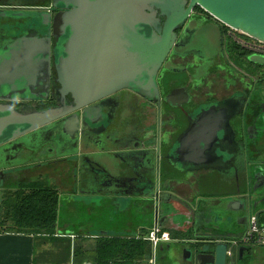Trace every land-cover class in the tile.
Returning <instances> with one entry per match:
<instances>
[{"label": "water", "instance_id": "obj_1", "mask_svg": "<svg viewBox=\"0 0 264 264\" xmlns=\"http://www.w3.org/2000/svg\"><path fill=\"white\" fill-rule=\"evenodd\" d=\"M49 2L48 7L35 6L25 0H10L4 6L0 5V29H3L0 36V53L3 56L7 55L6 58H0V96H5L0 97V101H5L0 102V197L2 192L13 188L18 174L32 168L29 167V162L32 161L30 156L17 158L11 155L14 159L12 161L6 159V156L16 148L22 150L28 148L31 143L36 144L47 128L55 129L57 140L54 144L63 148L56 154V158H61L60 161L68 166L72 186L70 196L74 197L78 193L81 197L77 198L83 205L88 206L91 203L99 206L103 196L100 192L96 193L90 189L97 181L92 182L91 179L82 177L86 169L97 166L108 172V183L105 186L113 187L115 190L131 189L130 184L119 180L122 162L129 168L132 163L140 162V166L152 170L158 157V148L154 143H149L154 135L152 138L146 137L155 127V117L152 116L147 126L152 130L145 131L146 137L138 145L133 146L131 149L133 151H126V147L117 145L105 150H91L84 142L83 132L90 122L91 105L120 90L133 92L145 102L158 105L155 76L174 45L176 31L195 6L225 26L264 44V0H49ZM158 17H163V22ZM43 29H46L44 34L41 33ZM51 44L54 53L60 50L62 52L55 60L53 88L64 102L62 101L60 106L34 111L30 106L20 107L19 103L10 102L15 101L12 99L21 100L19 96H14V87L23 94L29 93L28 85H33L36 89L42 86L41 65L44 58L45 62L49 61ZM42 46L46 48V54H41L39 49ZM12 49H20L22 53L38 49L37 53L40 56L33 63L28 59L27 63L24 62L30 55L22 60H13L9 55ZM5 93L10 96L7 97ZM67 95L70 101L66 106ZM6 97L8 99H5ZM27 98L25 101L32 100L30 97ZM172 99L173 97L168 95L164 102L171 105ZM190 131L194 134L196 130L191 127ZM213 134L215 138V133ZM187 141L188 136L183 135L177 148L182 159L198 158L203 155L204 150H209L203 155L204 158L216 154V150L210 149L209 146L192 148L188 152ZM38 150L39 148L35 147L32 152L36 153ZM141 152L144 154L139 159L136 155ZM147 184L146 182L141 184L136 190L141 191V187H146ZM160 185L158 182L154 183L149 190L132 198L127 197L124 192L117 191L112 193L114 195H109L113 197L107 198L114 200L113 205L117 207L124 205L126 209L133 207L134 202L152 201L154 224L164 231L170 224L180 222L192 224L194 218L197 220L196 206L206 199L195 197L190 200L173 194L166 198L165 192L159 196ZM246 191L248 196L254 192V188L248 186ZM109 192L111 191L103 193L111 194ZM159 200L163 207L171 203L178 206L181 212L170 210L168 216H159ZM220 202V210L214 214L216 223L223 216L230 217L239 212L241 201L235 196L225 195L220 198ZM216 223L213 225L216 226ZM209 230L211 231L207 237L211 239L212 246L209 260L203 259L206 256H193V250L184 247L182 240L165 245L169 259L175 255L183 264H228L226 239L229 237L231 239L232 234L228 230L217 233L218 229L214 227ZM163 245L160 243L157 246L156 264H159V253L166 251ZM243 251L244 248H239V258Z\"/></svg>", "mask_w": 264, "mask_h": 264}, {"label": "flooded vegetation", "instance_id": "obj_2", "mask_svg": "<svg viewBox=\"0 0 264 264\" xmlns=\"http://www.w3.org/2000/svg\"><path fill=\"white\" fill-rule=\"evenodd\" d=\"M8 1L0 0V5L4 6ZM25 1L40 7L50 5L49 0ZM158 18L163 22V17ZM45 32L46 29H43L41 33ZM2 33L3 29H0V36ZM241 39L247 40V37L195 6L176 31L174 45L155 76L158 105L145 102L133 92L120 90L91 105L90 122L83 132L84 142L91 150H105L117 145L126 147V151H133V146L146 137L145 131L152 130L147 126L152 116L155 117V127L146 137L152 138L154 135L149 143H154L158 148L154 168L146 169L140 166V162H134L136 165L132 163L129 168L122 162L119 180L130 184L131 189L127 188V191H137L138 186L148 183L136 192L139 195L158 182L162 184L158 188L159 196L165 192L166 198L173 194L190 200L195 197L206 199L196 206L197 215L201 213L203 216L218 212L223 196H235L241 201L237 215L223 216L218 223L212 218L214 223L209 227L218 229L217 233L228 226L234 228L235 231L230 232L231 239L239 237L246 230L251 216L256 217L260 227H264V61H257L255 57L264 58V55L242 46L239 43ZM50 48L49 61L45 62L44 58L41 65L42 86L36 89L28 85L29 93L23 94L14 87V96H19L21 100L10 98L15 100L10 102L19 103L20 107L30 106L33 111L60 106L64 102L53 88L55 60L62 52L54 53L52 44ZM39 50L41 54H46L44 46ZM37 52L38 49L24 53L20 49H12L9 55L13 60H22L30 55L24 62L27 63L28 59L33 63L40 56ZM6 56L0 53L1 59ZM168 95L173 97L171 105L164 102ZM27 97L32 100L25 101ZM69 101L67 95L66 106ZM191 127L196 130L194 134L190 131ZM212 133H215V138ZM183 135L188 136V152L192 148L209 146L216 150V154L204 158L203 155L209 152L204 150L198 158L182 159L177 148ZM56 137L55 129L47 128L40 141L22 150L15 146L16 150L11 151L6 159L14 160L11 155L17 158L30 156L32 161L29 167L32 168L18 175L40 171L43 167H56L54 174L61 177L64 171L60 168L64 164L61 158H56V154L63 148L55 146ZM35 147L39 148L36 153L32 152ZM142 154L136 156L140 159ZM101 169L97 166L88 168L82 177L97 181L91 187L93 192H114L105 186L109 174ZM248 186L254 188V192L247 196ZM137 205L144 212L153 208L152 201L141 200ZM166 206L177 213L181 212L178 206L171 203ZM215 223L216 226L213 225ZM209 229L203 228L204 236L194 242L196 249L191 248L193 256L210 259L212 246L211 239L207 237L211 231ZM179 240L184 241L183 245L188 242L185 239L175 241ZM226 240L228 242L230 237ZM239 248H244L241 258L238 256ZM172 257L174 262L171 264H183L175 255ZM233 264H264V239L259 241L253 238L239 245Z\"/></svg>", "mask_w": 264, "mask_h": 264}, {"label": "crops", "instance_id": "obj_3", "mask_svg": "<svg viewBox=\"0 0 264 264\" xmlns=\"http://www.w3.org/2000/svg\"><path fill=\"white\" fill-rule=\"evenodd\" d=\"M43 168L40 171H27V173L18 175L13 184V188L10 190L14 191L18 188H23L29 183L36 187L45 186L42 183L43 177L49 176L56 180L60 190L67 191L69 189L71 191L72 186L67 188L70 182L69 174H67L68 166L62 165L60 168L64 171L61 177L55 176L54 171L56 167ZM51 188L57 191L59 197L58 206H60L59 189L55 187ZM109 189H113L115 192L113 187ZM119 190L130 198L136 197L134 195H139L135 190H128V192L127 188H120ZM114 192H109L111 194L101 193L103 196H101L102 198L99 206L91 203L88 206L81 204L80 200L77 198L81 197L78 193H76L74 197H68V203H72L71 205H73V208H71L70 205V212L72 213L73 211V214L71 217L66 216L62 219L60 217L57 218V226L52 236L44 234L29 235L0 232V264H94L95 246L101 240H107L117 236L130 238L136 235L139 236V234L145 235L147 231L155 225L153 220V208L150 211L144 212L139 208L137 202L133 207H130V209H126L124 205L117 207L113 205L114 200L112 198H107L113 197L109 195H114L112 194ZM72 199H74V201ZM75 199L77 200L75 201ZM77 205L79 206L78 208ZM80 206L88 208L86 211L88 216L85 218H82L84 214ZM168 214H170V209L168 207H163L159 216H168ZM214 214L215 213H205L203 216L200 213L197 220L195 218L192 220V224H182L181 222L176 224L173 223L168 226L167 231L174 230L184 233L186 235L184 239L188 240V242L184 244V247L193 248L195 250L196 248L193 247L195 244L194 242L204 236L203 228L209 229L211 223H214L212 220V218L216 220ZM226 230L229 232L235 231L234 228H230L229 226ZM175 240H177V238L171 237L169 242L163 243L166 251L163 250V252L159 253V264H171V262H174L172 258L169 259L165 245ZM74 253H76V256ZM146 259H148V257L139 258L137 256L132 260H120L115 264H149Z\"/></svg>", "mask_w": 264, "mask_h": 264}, {"label": "trees", "instance_id": "obj_4", "mask_svg": "<svg viewBox=\"0 0 264 264\" xmlns=\"http://www.w3.org/2000/svg\"><path fill=\"white\" fill-rule=\"evenodd\" d=\"M58 201L59 197L55 189L47 186L36 187L30 183L14 191L2 192L0 232L52 236L57 226ZM168 232L173 238L186 237L179 231L168 230ZM130 238L117 236L101 240L95 246L94 264H115L120 260L129 261L137 256L146 258L147 252L150 255L149 246L142 239L143 234ZM74 254L76 256V253Z\"/></svg>", "mask_w": 264, "mask_h": 264}, {"label": "built area", "instance_id": "obj_5", "mask_svg": "<svg viewBox=\"0 0 264 264\" xmlns=\"http://www.w3.org/2000/svg\"><path fill=\"white\" fill-rule=\"evenodd\" d=\"M241 33V32H240ZM243 34V33H242ZM245 35V34H243ZM246 36V35H245ZM247 40L241 39L239 43L250 49L252 52L264 55V44L248 36ZM257 238L259 241L264 239V227L257 224L256 217L251 216L248 221L246 230L237 238L230 239L227 244L226 259L228 264H233L234 254L239 245H244L251 239ZM143 240L147 241L150 247V255L147 259L149 264H156V249L160 243L169 242L171 236L166 230H161L156 224L153 225L145 235Z\"/></svg>", "mask_w": 264, "mask_h": 264}, {"label": "rangeland", "instance_id": "obj_6", "mask_svg": "<svg viewBox=\"0 0 264 264\" xmlns=\"http://www.w3.org/2000/svg\"><path fill=\"white\" fill-rule=\"evenodd\" d=\"M255 57H256V60L257 61H264V58L263 57H260V56H255ZM42 183H43V185H45L47 187H55V188H58L57 183H56V180H54L53 178H50L49 176H44ZM70 186H71V182L68 183V187L67 188H69ZM59 193H60V202L61 203H59L60 206H58V217H60L61 219L62 218H65L66 216H70L71 217L72 214H73V211H72V213L70 212V205L72 203H68L69 201H67L68 197H70V194H71L70 193V190L68 189L67 191H64L62 189L61 190L59 189ZM72 200L74 201V199H72ZM76 200L77 199H75V201ZM78 207L79 206L77 205V208ZM80 207H82V206H80ZM71 208H73V205H71ZM87 209L88 208L82 207L83 214H84L82 216V218L83 217L85 218L86 216H88V214L86 213ZM162 209H163V205L159 203L158 204V212H159L158 214L161 213ZM64 211H65V213H64ZM178 248L181 249L180 246ZM149 250H150V247H149ZM149 253H150V251H149ZM148 256H149V254L147 252V254L145 255V257H148Z\"/></svg>", "mask_w": 264, "mask_h": 264}]
</instances>
